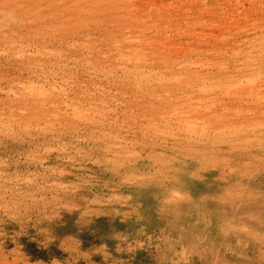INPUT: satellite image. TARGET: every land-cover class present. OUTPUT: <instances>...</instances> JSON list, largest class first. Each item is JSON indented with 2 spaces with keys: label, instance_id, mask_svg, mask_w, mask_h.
Wrapping results in <instances>:
<instances>
[{
  "label": "rangeland",
  "instance_id": "obj_1",
  "mask_svg": "<svg viewBox=\"0 0 264 264\" xmlns=\"http://www.w3.org/2000/svg\"><path fill=\"white\" fill-rule=\"evenodd\" d=\"M0 264H264V0H0Z\"/></svg>",
  "mask_w": 264,
  "mask_h": 264
},
{
  "label": "bare ground",
  "instance_id": "obj_2",
  "mask_svg": "<svg viewBox=\"0 0 264 264\" xmlns=\"http://www.w3.org/2000/svg\"><path fill=\"white\" fill-rule=\"evenodd\" d=\"M111 1H112V0H111ZM145 23H146V22H145ZM146 28H147V26H146ZM114 31H115V30H114ZM146 31H147V30H146ZM146 31H145V32H146ZM123 33H124V32H123ZM140 33H141V32H140ZM140 33H139V34H140ZM129 34H130V33H127L128 36H129ZM131 35H132V34H131ZM137 35H138V34H137ZM141 35H143V34H141ZM121 36H122V35H121ZM138 36H139V35H138ZM134 37H135V36H134ZM140 37H141V36H140ZM143 37H144V35H143ZM143 37H141V38H143ZM103 38H104V37H103ZM127 38H128V37H127ZM127 38L123 37V39H127ZM131 38H132V36H131ZM137 38H139V37H137ZM146 38H147V37H146ZM123 39H122V40H123ZM133 39H134V38H133ZM133 39H132V40H133ZM135 39H136V38H135ZM135 39H134V40H135ZM128 40L131 41L130 39H128ZM103 41H104V40H103ZM136 41H137V40H136ZM138 41H140V40H138ZM138 41H137V43H138ZM108 43H109V42H108ZM110 43H111V42H110ZM77 46H78V44H77ZM130 46L133 47V46H135V45H134V44H133V45L130 44ZM142 46H143V45H142ZM110 48H111V47H110ZM133 48H134V47H133ZM108 50H110V49H108ZM138 50H141V48L138 49ZM135 51H136V50H134V52H135ZM97 52H98V51H97ZM129 52H130V51H129ZM134 52H133V54H134ZM138 53H139V52H138ZM135 54H137V52H136ZM137 83H138V82H137ZM139 84H140V83H139ZM148 85H149V84H148ZM71 89H72V88H71ZM66 92H67V91H66ZM137 94H138V93H137ZM137 94H136V95H137ZM147 95H148V94H147ZM32 97H33V96H32ZM32 97H31V98H32ZM95 97H96V96H95ZM137 97H138V96H137ZM134 98H135V97H134ZM134 98H133V99H134ZM142 98H143V97H142ZM138 99H139V98H138ZM124 100H125V99H124ZM128 100H129V99H128ZM134 100H135V99H134ZM144 100H145V98H144ZM140 101H141V100H140ZM136 103H137V102H136ZM141 103H142V102H141ZM142 104H143V103H142ZM155 105H156V104H155ZM142 106H143V105H142ZM149 106H150V104H149ZM143 109H144V108H143ZM147 110H148V109H147ZM169 111H170V110H169ZM146 112H147V111H146ZM131 113H132V112H131ZM121 114H122V113H121ZM134 115H135V114H134ZM124 116H125V115H124ZM134 117H135V116H134ZM172 118H173V117H172ZM127 119H128V118H127ZM138 122H139V121H138ZM252 123H253V121H252ZM132 124H133V122H132ZM135 125H136V123H135ZM134 128H135V127H134ZM233 142H234V141H233Z\"/></svg>",
  "mask_w": 264,
  "mask_h": 264
}]
</instances>
